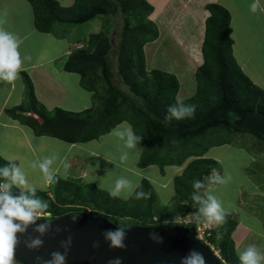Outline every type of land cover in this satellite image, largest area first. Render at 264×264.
<instances>
[{
    "label": "trees",
    "instance_id": "trees-1",
    "mask_svg": "<svg viewBox=\"0 0 264 264\" xmlns=\"http://www.w3.org/2000/svg\"><path fill=\"white\" fill-rule=\"evenodd\" d=\"M27 1L33 8L36 29L45 34L53 33L59 25H82L99 17L120 14L123 31L117 47L119 78L115 79L110 61L114 50L113 38L108 31L93 34L92 39L84 40L83 48L76 50L66 61L65 69L80 74L83 86L90 91H94L96 83L88 74L99 67L102 69L107 89L99 104L81 114L58 109L48 117L37 110L32 82L24 74L28 104L7 111L13 120L32 128L38 136H51L72 144L99 140L120 124L128 123L141 136L139 146L143 152L138 167L145 169L158 165L163 175L165 167H182L190 158H195L174 179V205L160 208L161 213L154 209L156 196L152 184L146 179L140 182L141 187L137 190L150 193L148 197L136 199L133 196L121 200L92 183L56 176L49 191H36L33 197L49 205L48 214L51 216L43 219L51 221L69 215L96 216L106 217L115 226L123 228L149 227V223H155L150 227L171 224L197 228L203 221L200 212L203 201L192 197L200 195L206 179L213 175L219 164L205 156L215 146L230 144L227 141L204 147L200 143L201 138L217 130V133L233 135L250 133L264 142L262 135L241 128V122L248 113L264 114V90L253 83L235 59L229 10L219 4L205 7L210 16L206 20L202 47L204 63L196 71L197 92L182 102L195 105L196 111L191 118H172L169 122L166 120L170 115L169 108L178 106L180 82L174 74L158 69L147 70L144 48L159 38L157 25L149 19L154 12L151 4L146 0H74V5L66 8L58 0ZM31 112L42 121L25 114ZM13 163L17 164L0 156V168L10 167ZM195 180H200L204 187L199 190L193 188ZM9 183L10 178L0 176V185ZM3 191H8L13 197L30 195L15 185ZM88 207L92 210L89 211ZM164 209L170 211L165 212ZM190 214L199 220L189 224L177 223L179 218ZM159 218L164 222L157 224ZM220 224V230L208 232L211 244L218 243L220 238L218 248L225 261L222 264H240L232 239L238 222L227 214Z\"/></svg>",
    "mask_w": 264,
    "mask_h": 264
},
{
    "label": "crops",
    "instance_id": "crops-1",
    "mask_svg": "<svg viewBox=\"0 0 264 264\" xmlns=\"http://www.w3.org/2000/svg\"><path fill=\"white\" fill-rule=\"evenodd\" d=\"M58 1L66 8L74 5V0L70 2H68V0ZM146 1L154 7V12L150 16V19L157 25L159 30V38L148 44H153V46H155L153 50L165 49L170 45L173 46V50H183V53L189 50H197L196 69L204 63L202 47L205 40L206 20L210 16V12L207 11L205 7L208 4H219L228 9L231 14V27L233 29L232 38L234 40L233 53L235 59L242 71L253 83L264 90V0H255V2L258 3L255 12L250 8L254 0H243L234 6L229 4V2H223V0ZM32 12L33 8L27 0H0V30H6L15 34L20 41L19 51L21 52L22 58L28 57V59L24 61L22 70L18 73V79L16 81L6 82L0 80V98H3L0 104V120L3 114L9 117L8 122H0V126L3 129H10L16 132L18 125L22 124L17 120H13L7 111L19 106H27L28 104L24 74H26L32 82L37 102V110L39 113L48 117L52 116L58 109L73 114H81L89 111L94 108L93 102L96 96L95 91H90V89L83 86L82 76L80 74L68 72L65 69L66 61L76 50L80 49L79 46L83 45L85 39L74 40L72 38L67 41L68 37L63 34L58 36V38L54 36L55 33L45 34L39 32L35 27L34 15ZM60 27L61 30L66 29L65 27ZM64 33H67V30H65ZM173 63L179 62L174 58ZM146 67L148 71L152 70L151 67L148 66L147 58ZM178 67L179 66H176V68L166 67L171 72L158 68L153 69L165 71L174 74L176 77H180V80L177 77L180 82L177 100L178 102H183L187 100L185 98L196 94L197 81L194 89V82L190 81L189 87H185L189 89L187 93L180 95L182 90L181 74L187 79L190 74L192 75L194 69H180ZM10 101L12 105L9 106L7 103ZM25 114L34 116L42 121V118L35 113L31 112ZM124 124L127 125V127L130 125L128 123H122L111 133L101 137L99 140L75 144L67 143L51 136H38L32 128L22 125L34 133V138L31 136V141L26 131L23 132L22 135V141L26 145L25 148L28 152L26 155L22 154L21 156H15L13 154L9 159L5 160L16 162L18 166H21L20 162L28 159L30 165H32L34 161H40L44 157L53 156L52 152H54L57 157V150L61 149L60 159L53 165V168L56 169L53 179L58 176L62 179H80L81 182L85 184H95L94 182L87 181V179L91 177L92 158L99 157L102 160H106L112 166H121V164L114 163L111 158L106 159L104 157V154L111 151L109 147L101 150L103 151V156H100V148L103 147L107 141H113L115 139V130L123 127ZM10 134V139L14 140V135L12 133ZM47 138L55 142H45ZM94 142L97 143L95 148L88 146ZM119 148H121V146H119L118 149ZM47 149L51 151H47ZM84 149L88 152L87 156L82 155ZM140 153L139 151L138 155H142ZM112 154L113 153H111V155ZM138 155H136V159H138ZM84 157H88L85 162H83ZM194 159L195 158H190L182 167H174L177 169V176H180L186 166ZM65 162L69 163L70 171L67 169L66 172L61 174ZM71 168L75 169V171H71ZM33 169L39 170L38 168ZM59 174L61 175L59 176ZM136 176H139L140 179L143 174L139 173L136 174ZM143 179H147V177ZM147 180L149 181V179ZM52 181L45 182V188H37V191H49ZM20 190L25 192L21 188ZM254 191L255 190H253V192ZM230 214L231 213H228V215ZM242 227L244 226H239L238 223L232 235L236 253L240 251L246 240L250 241L251 239H255L251 238L252 235H254V231L248 228L246 229V227H244V229L248 230V233L241 234L242 231L240 229ZM261 249L264 250V247Z\"/></svg>",
    "mask_w": 264,
    "mask_h": 264
},
{
    "label": "rangeland",
    "instance_id": "rangeland-1",
    "mask_svg": "<svg viewBox=\"0 0 264 264\" xmlns=\"http://www.w3.org/2000/svg\"><path fill=\"white\" fill-rule=\"evenodd\" d=\"M70 1L71 0H68V2ZM241 1L243 0H223V2H229V4H232L233 6ZM32 14L34 15L33 12ZM60 26L65 27L67 33H64L65 30H61ZM122 31L123 19L120 14H117L99 17L93 21L82 25H59L56 27L53 33H55L54 36L57 37L61 36L62 34L67 36V41L72 38L74 40H91V35L100 32H106L110 34V38H113L114 42V50H112L110 54V61L112 63L111 67L115 74V79L118 80L119 51L117 50V47L121 43ZM154 48L155 46H153V44H148L145 47V54L146 58L148 59V66L151 67V69L158 68L169 72L171 71L166 67L176 68V66H179L178 68L181 69H194L192 75L188 74L189 76L187 77V79L184 77L183 74H181L182 90L180 95L187 93V90L189 89H186L185 87H189L190 81L194 82V89L196 84L195 73L197 69H195V66L197 64V50H185L186 52L183 53V50H173L172 45H170L168 48L161 50H153ZM173 57L179 63H173ZM88 76L92 77L96 83V87L94 88L96 96L93 102V107H95L99 104L100 97L104 95L107 89V84L103 78L102 69L100 67L93 70L90 75L88 74ZM177 77L180 80V77ZM192 96L187 97L185 99H190L192 98ZM2 100L3 98H0V104ZM8 104L10 106L12 105V102L10 101L7 103V105ZM8 118V116L3 114L1 116L0 122H8ZM123 127H127V125L124 124ZM25 131L27 132L29 140L31 141V136H33L34 138V133H32V131L27 127H24L19 124L16 132L10 129H3L0 126V156L3 159H9L13 154L15 156L27 154L28 150L25 148L26 145L22 141V135ZM217 132V130L212 131L208 135H206V137L201 138V145H203L204 147H208L210 144L216 145L227 141H230V144L215 146L207 152L205 157L215 159L219 164L217 167H215L213 175L206 179L205 188L202 190L198 197L201 201L204 202L207 200L209 192L216 195L217 198L222 201L224 206L228 208L227 214L231 213L230 215L239 223V226L243 225L244 227H246V229L248 228L254 231V235H252L251 238L255 239H251L250 241L246 240L240 250H242L248 244L252 243L257 244L262 248L264 247V142L260 138L250 133H237L236 135H233L227 132ZM10 133L14 135V140L10 139ZM114 140L107 141L106 144L100 148V156H103V151L101 150L109 147L111 151L104 154V157L106 159L111 158L114 163L121 164V166H112L106 160H102L99 157H94L92 158L93 162H91V177H89L87 181L94 182V185H96L99 189L108 192V189L112 186L114 180L120 175L131 178L134 181H138L139 183L143 180L144 177H147V179H149L152 184L153 191L156 196V203L154 208L155 211L161 213L162 210L160 208L173 206L175 203L174 201L176 199L174 179L177 176V169L173 166L165 167L164 170L166 173L164 175L161 174V167L158 165H153L146 169H140L138 167V161H140L139 158L141 159V155H138V159H136L135 154H130L129 159L127 161L122 162L120 160V155L126 149H124L123 142L117 136H115ZM45 142L54 143L55 141L47 138ZM88 146L95 148L97 146V143L94 142L92 144H89ZM119 146H121V148L118 149ZM137 148L140 149V154H142L143 151L139 144L137 145ZM190 149H192V146L190 147ZM47 151L51 150L47 149ZM57 151V157L56 154L52 152L53 156L56 157V161L60 159L61 149H58ZM128 151L131 152V150ZM86 152L87 151L84 149L82 155L87 156L88 152ZM194 152L197 153L196 151ZM111 153L113 154L111 155ZM87 159L88 157H84L83 162L87 161ZM20 163L21 166L24 168L25 172L27 173L30 182L35 185L36 188L44 189L45 180L40 170L33 169L28 159ZM97 164L99 165V167H97ZM68 169L70 171V167ZM71 171L74 172L75 169L71 168ZM64 172L65 170L63 167L61 174ZM139 173L143 174L140 179L139 176H136V174ZM61 174H59V176ZM217 177L225 179L227 182L218 183L216 180ZM101 182L103 183L102 187H100ZM253 190L255 191L253 192ZM24 191L26 192V190ZM252 192L253 194L251 195ZM49 195L50 197L53 196L52 194ZM119 199L128 200L129 198ZM88 210L90 211L92 210V208L88 207ZM164 211L168 212L170 210L164 209ZM50 216L51 215L48 214L39 217L50 218ZM201 218L203 220L202 222L205 223L204 227L208 230V232L221 229V224L208 222L207 218L203 215V213L201 214ZM181 219L182 218H179L178 221ZM183 219L191 223H194L195 220H199L194 214H190L189 216ZM162 222L164 221L159 218L157 224H160ZM165 222H168V220H165ZM153 224L149 223L148 225L150 227L153 226ZM244 227L240 229L242 231L241 234L248 233V230L244 229ZM206 241L208 243L207 245L210 246L213 252L217 253L219 257H221L222 255L218 248L220 238H218V243L216 244H211L209 237L206 239Z\"/></svg>",
    "mask_w": 264,
    "mask_h": 264
},
{
    "label": "clouds",
    "instance_id": "clouds-1",
    "mask_svg": "<svg viewBox=\"0 0 264 264\" xmlns=\"http://www.w3.org/2000/svg\"><path fill=\"white\" fill-rule=\"evenodd\" d=\"M257 7L258 3L254 0L250 8L255 12ZM19 48L20 41L15 34L6 30H0V80L13 82L18 79V73L22 70L24 61L28 59V57L22 58ZM168 111L170 115L166 117L167 121L170 122L172 118L183 120L191 118L194 115L196 106L178 102V106H172ZM114 135L123 142V147L126 149L120 155L122 162L127 161L130 154H139L140 149L137 148V145L140 143L141 136L137 135L131 126L118 128L115 130ZM128 150H131V152ZM55 162L56 157L49 156L44 157L40 161H34L31 166L38 168L45 182H48L53 180L56 171L53 168ZM69 166L67 162L64 163L65 172ZM97 167H99L98 164ZM0 176L10 178L11 181V183L0 185V187L10 189L12 185H15L30 194H21L18 197H13L8 191L0 190V264H19L15 257V249L18 244L16 234L24 232L26 227L33 223L37 217L47 215L49 205L41 199L33 198L37 188L30 182L22 166L13 163L10 167L0 168ZM216 180L218 183L227 182L220 177H217ZM102 186L103 183L101 182L100 187ZM192 186L199 190L204 187V184L200 180H195ZM140 187L141 185L138 181L120 175L114 180V183L108 189V193L113 198L128 199L134 196L136 199H141L148 197L150 193L137 190ZM192 198L194 200L200 199L196 195H193ZM200 212L203 213L208 222L220 224L225 221L228 208L224 206L216 195L209 192L207 200L203 202V207L200 208ZM14 221H19L20 223H14ZM39 231L43 232L44 228L41 227ZM105 235L111 247L123 246L125 238L123 227L115 231H109ZM70 243L71 240L68 241V245ZM40 244L41 241L37 239L29 247L34 248ZM237 255L240 264H264V250L257 244H248ZM46 264H66V255L54 252L52 258ZM109 264H121V260L120 258H116L110 261ZM180 264H206V260L201 253L192 251L190 255L181 259Z\"/></svg>",
    "mask_w": 264,
    "mask_h": 264
},
{
    "label": "water",
    "instance_id": "water-1",
    "mask_svg": "<svg viewBox=\"0 0 264 264\" xmlns=\"http://www.w3.org/2000/svg\"><path fill=\"white\" fill-rule=\"evenodd\" d=\"M241 128L264 137V114L248 113ZM119 228L106 217L69 215L51 221L37 217L24 232L16 234L15 257L21 264H46L54 252H60L66 255V264H109L116 258L121 264H180L182 258L197 251L206 264H222L210 246L197 238L195 227L167 224L123 228V246L113 248L105 234ZM37 239L41 244L30 248Z\"/></svg>",
    "mask_w": 264,
    "mask_h": 264
},
{
    "label": "built area",
    "instance_id": "built-area-1",
    "mask_svg": "<svg viewBox=\"0 0 264 264\" xmlns=\"http://www.w3.org/2000/svg\"><path fill=\"white\" fill-rule=\"evenodd\" d=\"M79 48H80V49L83 48V45H80ZM0 190L3 191L4 188H3V187H0ZM177 223H178V224H189V223H191V222L186 221V220H184V219L182 218L181 220L177 221ZM202 225H203V226H202ZM204 225H205L204 222H202V223H200V224L198 225V228H197V238H198L199 240H201V241H204L206 244H208L207 241H206V239L208 238L209 233H208V230L204 227ZM202 227H203V228H202ZM215 254H216V256L222 261V263H225V261H224L221 257H219V255H218L217 253H215Z\"/></svg>",
    "mask_w": 264,
    "mask_h": 264
},
{
    "label": "bare ground",
    "instance_id": "bare-ground-1",
    "mask_svg": "<svg viewBox=\"0 0 264 264\" xmlns=\"http://www.w3.org/2000/svg\"><path fill=\"white\" fill-rule=\"evenodd\" d=\"M71 41H72V40H71ZM157 55H158V54H157ZM192 58H193V57H192ZM196 66H197V65H196ZM196 66H195V67H196ZM180 69H181V68H180ZM180 69H179V70H180ZM195 69H196V68H195ZM188 71H189V70H188ZM75 147H76V145H75ZM82 147H83V146H82ZM77 148H78V147H77ZM80 148H81V147H80ZM80 148H79V149H80ZM86 148H87V147H86ZM80 151H81V149H80ZM86 153H87V152H86ZM92 156H93V155H92ZM92 156H91V157H92Z\"/></svg>",
    "mask_w": 264,
    "mask_h": 264
}]
</instances>
